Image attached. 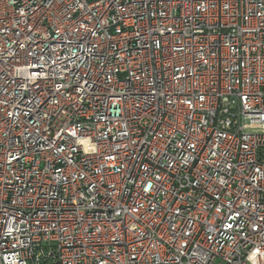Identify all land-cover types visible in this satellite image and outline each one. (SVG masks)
<instances>
[{
    "label": "built area",
    "instance_id": "obj_1",
    "mask_svg": "<svg viewBox=\"0 0 264 264\" xmlns=\"http://www.w3.org/2000/svg\"><path fill=\"white\" fill-rule=\"evenodd\" d=\"M0 264H264V0H0Z\"/></svg>",
    "mask_w": 264,
    "mask_h": 264
}]
</instances>
